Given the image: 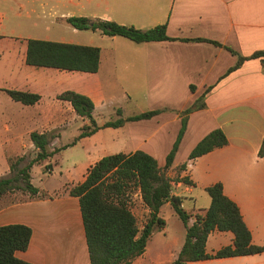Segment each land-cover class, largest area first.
<instances>
[{
    "label": "crops",
    "instance_id": "obj_1",
    "mask_svg": "<svg viewBox=\"0 0 264 264\" xmlns=\"http://www.w3.org/2000/svg\"><path fill=\"white\" fill-rule=\"evenodd\" d=\"M47 3L50 4L47 13L37 17L43 22L42 34L61 35L72 30L78 36L77 32H88L65 22L71 17H84L142 30L166 24L167 35L175 40L137 44L96 31L111 42L100 48L98 73L29 66L18 89L38 94L41 99L30 106L17 102L21 105L13 104L9 111L0 108L2 138L7 137L4 144H9L0 153V164H7L11 156L34 148L32 132H62L78 119L89 125L69 102L58 99L62 93L74 91L93 101V116L95 120L97 114L101 117V123L96 121L100 126L110 122L106 117L115 111L117 120H127L147 111L162 110L152 119L129 121L119 128H102L91 137L78 140L82 143L100 138L101 132L109 133L113 139L111 145H102V150L85 151L84 160L90 166L83 175L105 156L131 155L137 151L154 157L164 170L182 127L181 113L203 97L205 108L189 114L174 163L166 171L172 181V195L183 199L195 190L205 191L221 182L224 194L238 205L251 232L252 244L264 247V157L259 155L264 141V58H250L264 52V0H48ZM21 10L24 11L23 6ZM2 23L0 13V39L5 37L1 35ZM11 38L14 42L18 40ZM29 39L43 40L37 36L23 39L24 62ZM231 50L247 58L233 71L238 55ZM124 107L132 108L133 112L127 114ZM216 129L225 133L228 144L190 160L196 145ZM61 132L51 142V152L53 144L61 149L59 154L72 146L62 145ZM20 133L28 138L26 143L22 142ZM30 174L40 196L27 194L25 200L5 205L1 202L6 195L0 198V227L22 224L32 229L28 250L17 252L16 256L32 264H90L79 199L70 195V189L79 183L64 178L52 188L36 186ZM184 178L193 185L185 184ZM84 180L85 176L80 183ZM193 199L194 210L188 212L192 215L205 212L211 203L205 199L198 205ZM193 222L192 218L190 224ZM157 233H166L167 237V224L155 229L145 253L134 264H172L176 260L185 242L186 228L180 238L168 239L164 253L150 249ZM233 241L231 232L215 231L208 238L206 250L211 254L232 245ZM189 264H264V252Z\"/></svg>",
    "mask_w": 264,
    "mask_h": 264
},
{
    "label": "trees",
    "instance_id": "obj_2",
    "mask_svg": "<svg viewBox=\"0 0 264 264\" xmlns=\"http://www.w3.org/2000/svg\"><path fill=\"white\" fill-rule=\"evenodd\" d=\"M65 22L77 30L99 31L102 35L124 37L137 44L175 40L167 35L166 24L142 30L134 26L103 20L93 21L84 17H71ZM231 52L238 55L232 50ZM250 58H264V52H257ZM245 60L247 58L238 55V63L231 71L239 68ZM25 63L37 68L94 74L100 70L101 49L93 46L29 39ZM4 91L12 100L27 106L35 105L41 99V96L35 93L20 90ZM58 99L69 102L78 116L89 121V125L84 126L81 135L71 144L72 146L78 140L91 137L102 128H119L126 122L149 120L162 112V110L148 111L127 120L118 119L98 126L93 116L95 106L88 96L66 91L59 95ZM203 108L205 103L202 97L181 113L182 127L166 158L164 170L159 168L158 161L154 157L143 151H137L131 155L113 154L103 157L91 166L85 180L70 189V195L79 199L90 264H134V261L145 253L155 229H162L165 226L166 223L160 217V211L167 203L171 204L186 227L184 245L172 264L251 256L264 252V247L252 244V235L243 220L241 211L238 205L224 194L221 182L205 189L211 203L203 213L189 214L182 206L183 199L172 195V181L166 176V171L174 163L187 128L189 114ZM118 114H121L120 111ZM54 138L53 133H31L30 139L37 149L36 156L21 168L19 166L24 161L23 158L16 163L10 160L12 175L0 177V198L17 189L23 190L32 197L40 196V190L32 183L30 172L33 166L43 164L54 156L55 153L51 152L49 147ZM227 144L228 139L225 133L221 129H216L196 145L189 159L196 160ZM259 155L264 157V141ZM183 182L193 185L188 178H184ZM131 184L137 187L143 203L150 210L149 220L143 228H140L126 200ZM192 218L194 222L190 224ZM215 231L231 232L234 235V241L232 245L210 254L206 250L207 241ZM31 238L32 229L29 226L22 224L1 226L0 264H32L16 256L17 252L28 250Z\"/></svg>",
    "mask_w": 264,
    "mask_h": 264
},
{
    "label": "rangeland",
    "instance_id": "obj_3",
    "mask_svg": "<svg viewBox=\"0 0 264 264\" xmlns=\"http://www.w3.org/2000/svg\"><path fill=\"white\" fill-rule=\"evenodd\" d=\"M42 4L30 0L28 3L25 0H0V13L3 15V23L1 26V35L5 36L0 39V108L4 110H10L13 104L21 105L4 91V90H19L21 79L24 71L29 69V66L23 61V39L28 36H37L45 41L57 42L60 40L72 41L73 44H81L83 46H94L98 48H105L110 45V38L101 36L99 32H77L79 34L73 35L72 30L68 33H62L61 35H53V33L42 34L44 32L43 22L38 20V16L46 14L50 4L48 0H41ZM21 6L24 7V11L21 10ZM38 27V25H40ZM46 25V23H44ZM71 29V28H70ZM12 34V35H11ZM42 34V35H41ZM96 34V35H95ZM80 35V36H79ZM11 36L18 38L17 42L11 40ZM111 37V36H108ZM105 39V40H103ZM108 39V40H106ZM35 69V68H34ZM119 101H117V104ZM127 106V105H126ZM132 107V106H131ZM128 108V109H127ZM125 112L130 114L133 112L132 108L124 107ZM136 112V110L134 111ZM148 112V111H147ZM107 119L111 121L117 120L116 111L112 116L107 115ZM101 117L97 114L96 121L101 123ZM85 123L78 119L72 121L69 126L61 131H55L53 134L56 137L62 134V145L66 146L72 144L81 135L82 129ZM98 125V124H97ZM100 126V125H98ZM13 134V133H12ZM22 136V142L26 143L28 138L24 136V133H20ZM10 134H8L9 136ZM4 136L3 130L0 128V153L8 145L4 144L8 139L2 138ZM179 136V135H178ZM54 140V139H53ZM52 140V141H53ZM79 141H77L78 143ZM113 139L107 132H101L100 138H91L83 140L82 143H78L77 146H70L64 149L60 154V148L53 144L51 149L55 153L51 160L43 162V164H37L33 166L31 172L36 186H46L52 188L58 185L59 181L64 178H70L73 183H80V180L84 178V172L90 166L89 161L84 160L85 151L91 148L94 151L102 150V145H111ZM76 143V144H77ZM52 144V143H51ZM97 145V147L94 146ZM50 147V146H49ZM37 149H27L25 154L13 155L10 160L16 163L20 158L24 159L21 162L19 168L26 166L32 159L35 158ZM10 161L7 164H0V177H9ZM26 192L23 190H15L6 195L1 204L5 205L10 202L25 200L27 198ZM128 205L137 218L140 228H143L149 220V211L147 206L143 203L141 194L134 184H131L127 191ZM184 197V208L187 212L191 213L194 210V199L197 200L198 205H202L204 200H209L210 197L205 191L195 190L193 195H186ZM198 205L195 209L198 210ZM160 217L167 224L168 234L157 233V239L154 240L150 249H154L155 253H164L168 249V239L180 238L184 234L185 225L180 220L178 215L174 212L171 206L164 205L160 212Z\"/></svg>",
    "mask_w": 264,
    "mask_h": 264
},
{
    "label": "built area",
    "instance_id": "obj_4",
    "mask_svg": "<svg viewBox=\"0 0 264 264\" xmlns=\"http://www.w3.org/2000/svg\"><path fill=\"white\" fill-rule=\"evenodd\" d=\"M190 164V163H189Z\"/></svg>",
    "mask_w": 264,
    "mask_h": 264
}]
</instances>
